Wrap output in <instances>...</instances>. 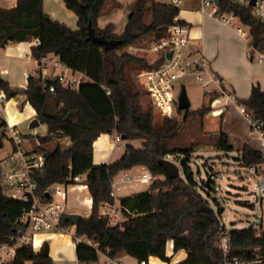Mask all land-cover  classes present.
Listing matches in <instances>:
<instances>
[{"label":"trees","instance_id":"trees-1","mask_svg":"<svg viewBox=\"0 0 264 264\" xmlns=\"http://www.w3.org/2000/svg\"><path fill=\"white\" fill-rule=\"evenodd\" d=\"M63 2L77 16L76 28L51 18L45 11L44 0H17L11 8L0 7V47L36 37L39 42L32 49L35 58L52 54L73 71L84 73L87 80L79 87H71L59 77L43 79L32 75L25 88L13 87L4 79H0V88L10 99L25 94L40 123L47 125V135L39 136L38 148L50 153L39 179L41 190L54 183H73L76 176L84 175L82 182L91 194L92 210L76 224V236L84 238L76 243L79 262L92 263L99 260L101 253L117 257L122 252L138 260L149 261L155 256L168 262L176 252L185 250L186 258L174 264H221L223 255L216 247L220 220L199 191L201 186L210 194L216 184L212 180L207 188L206 180L200 184L195 179L188 164L195 151L193 145H173L179 137L180 123L193 117L204 119L213 111V101L219 93H210L209 103L187 109L186 118L183 114L180 121L156 124L152 110L143 109L130 73V68L144 66L147 60L121 52L125 45L147 35H165L180 9L156 0H135L123 32L117 34L113 23L98 26L106 0ZM222 8L239 13L251 26L249 50L264 51V21L254 17L250 8L229 0L222 3ZM89 22L97 35L119 39L120 45L106 51L103 45L88 40ZM51 85L54 92L49 90ZM239 103L249 112L252 126L264 133V90L260 84L253 83L250 97ZM182 111L179 109L178 113ZM114 132L125 136L127 141L141 140V146L127 143L118 160L95 164L94 142L100 135ZM62 137L71 139L70 148L53 145ZM2 140L0 137L1 144ZM227 140V134L221 132L218 146L223 148ZM225 149L233 150V145L226 144ZM171 155L181 160L184 167V173L175 178L162 163ZM241 158L250 166L264 164V154L259 150L244 149ZM135 166L147 168L153 180L147 188L119 197L123 220L113 224L103 214V207L116 202L112 195L115 177ZM50 198L44 195L45 200ZM25 206L24 202L6 196L0 186V244L12 242L20 232L19 218ZM67 215L62 218V224L72 226ZM229 234L231 255H247L260 243L254 226L229 229ZM85 239L93 240L98 246ZM171 243L173 254L169 255ZM28 263L54 264L48 244L40 250L33 245L20 246L15 258L4 264Z\"/></svg>","mask_w":264,"mask_h":264},{"label":"built area","instance_id":"built-area-1","mask_svg":"<svg viewBox=\"0 0 264 264\" xmlns=\"http://www.w3.org/2000/svg\"><path fill=\"white\" fill-rule=\"evenodd\" d=\"M217 1L168 0L165 3L179 9L188 3L201 13L233 27L250 48L251 26L244 22L239 13L228 8H222V3L225 0H221L219 4ZM229 1L234 5L250 8V13L254 17L264 21V0H254V3L252 0ZM36 42H39L38 38H36ZM192 45L193 40L190 37L189 26L180 22L177 16L174 23L168 27L165 35L137 39L125 45L121 50L128 55L147 60V64L144 66L130 68V73L136 90L140 95L145 94L148 97L151 110L163 122L166 120L178 121L176 118L179 116V96L182 87L185 86L182 80L188 76H194L196 80L202 82L207 92L219 90L217 100L222 98L227 105L237 102L236 96L227 93L222 86V80L212 73L209 60L203 51L194 48ZM169 52H172L171 57L168 56ZM48 63L54 67L65 69V72L56 77H59L67 86L79 87L82 82L87 80L84 73L73 71L56 57L47 58L46 56L39 60L40 68L36 71V75L43 79H55L56 77L49 76ZM68 72L79 74L83 78H76L73 74L70 76ZM49 90L54 92V86L51 85ZM107 93L110 94L111 91L108 90ZM9 100L6 92L0 88V137L9 139L11 145L10 150L0 158V186L6 196L22 201L26 206L19 218L20 232L12 242L0 244V264L14 259L18 247L23 245L35 246L36 236L39 233H73L76 243L84 239L76 236V231L72 230L76 225L65 226L62 224V218L68 214L69 188L71 185L83 183L84 175L76 176L73 183H54L48 189L41 190L39 179L48 160L46 158L47 152L38 148L41 146L38 135H25L16 125L10 124L5 119V109ZM240 111L246 114L252 123L246 107L240 106ZM114 139L116 142L123 141L122 136L118 133ZM255 170L260 176L258 196L264 202V164L258 165ZM153 177V174L146 168L135 179V184L149 183ZM124 183L127 186L129 181H124ZM85 185L87 186V184ZM117 188L118 186L114 182L112 195L116 199ZM220 190L221 185L216 184L214 191ZM45 194L51 197L50 200L44 199ZM103 214L107 215L113 224L123 220L121 207L117 202L105 204ZM253 226L256 228V236L260 243L252 248L247 255H231L229 229L220 222L216 247L223 255L221 264H264V220ZM85 240L95 247L98 246L91 239ZM104 264L124 263L118 257L107 255ZM138 264H149V261L138 260Z\"/></svg>","mask_w":264,"mask_h":264},{"label":"crops","instance_id":"crops-1","mask_svg":"<svg viewBox=\"0 0 264 264\" xmlns=\"http://www.w3.org/2000/svg\"><path fill=\"white\" fill-rule=\"evenodd\" d=\"M47 0H44L45 11L51 18L59 20L54 15V11L47 8ZM17 0H0V7L11 8L15 6ZM183 7L186 10L179 12V19L189 26L190 37L193 40V47L203 51L205 56L209 57V65L212 73L222 80V86L227 93L236 96L235 104L227 105L224 99L213 101V111L206 115L204 120L208 121L209 128L206 131H221L227 134L228 140L224 141L222 149L226 148V144H232L233 150H237L238 154L244 150H259L264 154V133L252 126L249 117L240 111L239 100L248 99L251 95L253 83L258 82L264 90V51H251L247 44L242 41L236 30L216 19L201 13L195 7L188 3ZM71 14V13H70ZM77 19V18H76ZM61 21V20H60ZM64 22V21H62ZM77 22V20H76ZM67 23V22H64ZM76 28V26H71ZM244 42V43H243ZM36 38L22 41L18 43H9L5 47H0V79H4L13 87L25 88L28 79L32 75H36V71L40 68L39 60L33 56V46L36 45ZM47 58L56 57L52 54ZM58 58V57H56ZM208 59V58H207ZM56 67L49 69V76H60L56 73ZM212 92H218L214 90ZM207 92V93H212ZM211 95V94H210ZM21 98V99H18ZM208 101L207 103H209ZM12 110H15L13 113ZM9 112V114H8ZM223 113V114H222ZM37 117L36 111L29 103L25 94L18 95L9 100L5 109V119L12 125H16L19 129L22 124L28 123ZM47 127L46 124H43ZM48 129V128H47ZM21 130V129H20ZM22 131V130H21ZM116 133V132H115ZM113 133H104L94 142V163H112L124 154L126 144L131 143L136 147H140L138 140L116 142ZM63 149L72 146L69 137H62L54 141ZM239 158V157H238ZM243 164V161H239ZM146 168L143 166H135L130 170L122 171L115 177L118 188L116 202L119 204V197L129 195L146 187H142L141 183L135 184V179L139 176L133 175L134 170L143 172ZM217 173V172H212ZM124 181H129L125 186ZM90 196L88 187L78 188L73 186L68 192L67 213H78L84 217L91 214L92 198L89 205L83 203L84 198ZM84 207L87 209L83 212ZM73 231H76V226ZM44 244H48L49 253L54 260V264H104L107 255L101 253L99 260L92 263H81L77 258L76 241L73 233H39L36 236L34 248L40 250ZM168 254H173V245L168 248ZM174 255L177 256V262L184 260L187 256L185 250H179ZM124 264H138V259L122 252L117 256ZM157 258L150 257L151 261Z\"/></svg>","mask_w":264,"mask_h":264},{"label":"rangeland","instance_id":"rangeland-1","mask_svg":"<svg viewBox=\"0 0 264 264\" xmlns=\"http://www.w3.org/2000/svg\"><path fill=\"white\" fill-rule=\"evenodd\" d=\"M156 1L165 3L168 0ZM134 2L135 0H106L103 13L98 19V26L105 27L107 24L113 23L115 33H122L128 21V16L133 9ZM46 3L47 8L54 11V16L56 18L67 22L70 26L77 27L76 20L78 18L76 14L66 8L63 0H47ZM180 10L181 12L183 10L185 11L186 7L181 6ZM143 38H153V36L147 35ZM207 58L209 60L208 56ZM47 66L52 73L54 66L49 63ZM55 69L56 73L63 71V69L57 67ZM68 73L70 76L73 74L72 72ZM73 76L76 78H83L79 74H73ZM182 82L185 84L189 99L191 100V110L197 109L204 103L210 101L211 95L207 93L202 82L196 80L194 76H188L183 79ZM140 103L143 109L151 110L150 101L145 94L140 95ZM12 112L14 113L15 110H12ZM183 114L184 111H182L176 119L180 121ZM153 117L156 124H161L163 122L162 119L154 113ZM30 122L31 121L20 126V129L25 135H47L48 130L45 125L40 124L35 129H31L29 127ZM208 128V121L200 117L188 118L186 121L180 123V128L178 129L179 137L173 142V145H193L195 147V151L191 155V160L188 164L191 167V172L195 179L200 184L207 179L208 172H217L215 176H213V180L215 184L221 185V190H213L208 194L206 190L199 186V191L214 210L222 224L228 229H241L249 227L250 225H258L264 220V202H262L258 196L259 173L256 172L254 166L247 165L246 163H239V161H243L241 152L238 154L237 150L220 148L217 143L221 131L213 133L212 131H206ZM115 136L116 133L114 132L112 137ZM137 142L142 143L141 140ZM56 143L57 142L53 145ZM10 148L9 139L4 138L2 140V147H0V158L3 157ZM168 158L178 163L180 173L183 174L184 167L181 160H176L172 155ZM212 169L213 171H210ZM132 174L140 175L141 173L134 170ZM149 183L141 184V186L146 187ZM222 207L224 208L223 211H221ZM83 210V212H85L87 209L84 207ZM177 259L176 255H173L168 262L159 258H154L150 264H174ZM56 264H59V262H56ZM62 264L68 263L62 262Z\"/></svg>","mask_w":264,"mask_h":264},{"label":"water","instance_id":"water-1","mask_svg":"<svg viewBox=\"0 0 264 264\" xmlns=\"http://www.w3.org/2000/svg\"><path fill=\"white\" fill-rule=\"evenodd\" d=\"M221 2V0H218L217 3L219 4ZM252 2L254 3V0H252ZM131 15V13L129 14V16ZM87 29H88V37L87 39L90 41H93L95 43H99L101 45L104 46V49L106 51H110V50H115L121 43V40L119 39H108L103 35H97L95 33V29L92 26V23L89 22L87 25ZM172 52L168 53V56L171 57ZM180 110L184 111V118H186L187 116V109H189L191 107V100L189 99L188 93H187V89L185 86L182 87L180 96H179V105H178ZM40 120L38 119V117H35L34 119L31 120L29 127L31 129H35L36 127H38L40 125ZM122 139L125 140V136H122ZM0 147H1V143H0ZM50 157V153L47 152L46 153V158L49 159ZM162 163L165 165L168 173L170 174L171 177L175 178L180 176V167L178 165L177 162L170 160V159H163ZM216 173H211L207 179H206V187L209 188L211 185V181L213 180V176H215ZM224 208L222 207L221 211H223ZM83 216L81 214L78 213H71L67 215V219L70 220L74 225H76L80 219ZM253 226V225H250Z\"/></svg>","mask_w":264,"mask_h":264},{"label":"bare ground","instance_id":"bare-ground-1","mask_svg":"<svg viewBox=\"0 0 264 264\" xmlns=\"http://www.w3.org/2000/svg\"><path fill=\"white\" fill-rule=\"evenodd\" d=\"M73 186L78 187V188H81V189L87 187V186H86L85 184H83V183H79V184L71 185L70 188H72ZM70 188H69V189H70ZM90 202H91V198H90V196H87V195H86V197L84 198L83 203L86 204V205H89Z\"/></svg>","mask_w":264,"mask_h":264}]
</instances>
